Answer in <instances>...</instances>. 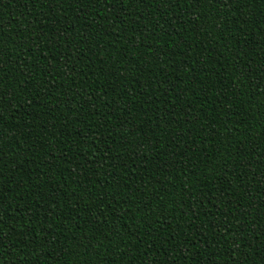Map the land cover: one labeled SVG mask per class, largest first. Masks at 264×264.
<instances>
[{
    "label": "trees",
    "instance_id": "obj_1",
    "mask_svg": "<svg viewBox=\"0 0 264 264\" xmlns=\"http://www.w3.org/2000/svg\"><path fill=\"white\" fill-rule=\"evenodd\" d=\"M0 264H264V0H0Z\"/></svg>",
    "mask_w": 264,
    "mask_h": 264
},
{
    "label": "snow or ice",
    "instance_id": "obj_2",
    "mask_svg": "<svg viewBox=\"0 0 264 264\" xmlns=\"http://www.w3.org/2000/svg\"><path fill=\"white\" fill-rule=\"evenodd\" d=\"M109 2H110V0H109Z\"/></svg>",
    "mask_w": 264,
    "mask_h": 264
}]
</instances>
